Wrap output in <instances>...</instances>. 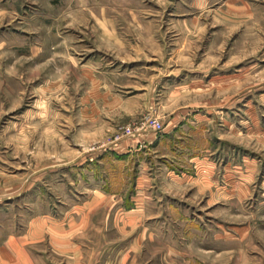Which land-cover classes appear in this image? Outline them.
I'll return each mask as SVG.
<instances>
[{
    "label": "rangeland",
    "instance_id": "rangeland-1",
    "mask_svg": "<svg viewBox=\"0 0 264 264\" xmlns=\"http://www.w3.org/2000/svg\"><path fill=\"white\" fill-rule=\"evenodd\" d=\"M1 261L264 264V0H0Z\"/></svg>",
    "mask_w": 264,
    "mask_h": 264
},
{
    "label": "built area",
    "instance_id": "built-area-1",
    "mask_svg": "<svg viewBox=\"0 0 264 264\" xmlns=\"http://www.w3.org/2000/svg\"><path fill=\"white\" fill-rule=\"evenodd\" d=\"M147 127L150 128V129H152L153 131H155L157 133L158 132H161L162 129H163L162 124L160 122H158L157 120H155V119H151L149 121V124L147 125ZM138 133L137 132L129 131L128 134L126 135V137L136 136Z\"/></svg>",
    "mask_w": 264,
    "mask_h": 264
},
{
    "label": "crops",
    "instance_id": "crops-1",
    "mask_svg": "<svg viewBox=\"0 0 264 264\" xmlns=\"http://www.w3.org/2000/svg\"><path fill=\"white\" fill-rule=\"evenodd\" d=\"M158 139V137H157V135L155 134L154 135V138H153V140L155 141V140H157ZM150 144H152V143H150ZM127 152H130V150H128ZM142 196H144V195H142ZM134 201V205H135V207L134 208H132V210L131 211H140L139 209H138V206H139V204H138V200H133ZM26 263H28V261H26ZM1 264H10V261H1ZM11 264H12V262H11Z\"/></svg>",
    "mask_w": 264,
    "mask_h": 264
}]
</instances>
